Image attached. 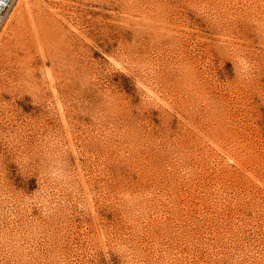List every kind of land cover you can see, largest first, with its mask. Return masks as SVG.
Wrapping results in <instances>:
<instances>
[{"label":"rangeland","instance_id":"obj_1","mask_svg":"<svg viewBox=\"0 0 264 264\" xmlns=\"http://www.w3.org/2000/svg\"><path fill=\"white\" fill-rule=\"evenodd\" d=\"M0 264H264V0H17Z\"/></svg>","mask_w":264,"mask_h":264},{"label":"built area","instance_id":"obj_2","mask_svg":"<svg viewBox=\"0 0 264 264\" xmlns=\"http://www.w3.org/2000/svg\"><path fill=\"white\" fill-rule=\"evenodd\" d=\"M17 0H0V26L8 19Z\"/></svg>","mask_w":264,"mask_h":264},{"label":"bare ground","instance_id":"obj_3","mask_svg":"<svg viewBox=\"0 0 264 264\" xmlns=\"http://www.w3.org/2000/svg\"><path fill=\"white\" fill-rule=\"evenodd\" d=\"M34 37L30 36V35H27L26 37H24V39L22 41H20L18 43V46H19V49L18 50H21L22 52H24L25 54L26 53H30V49L29 47H31V45L34 43V40H33ZM28 55V54H27ZM24 63L26 64L27 62H25L24 60ZM28 64V63H27ZM26 64V65H27ZM29 65V64H28ZM24 66V65H22ZM28 67V66H27Z\"/></svg>","mask_w":264,"mask_h":264}]
</instances>
